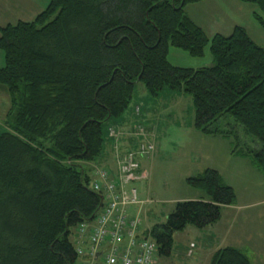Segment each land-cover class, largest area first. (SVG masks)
<instances>
[{
  "label": "trees",
  "instance_id": "obj_1",
  "mask_svg": "<svg viewBox=\"0 0 264 264\" xmlns=\"http://www.w3.org/2000/svg\"><path fill=\"white\" fill-rule=\"evenodd\" d=\"M207 1L52 0L35 21L0 27V86L12 103L10 131L0 134V264L77 263L75 230L105 205L87 165L104 156V127L122 119L139 83L152 97L166 90L191 96L204 135L232 138L212 129L232 118L257 145L233 153L264 174V48L242 27L209 38L186 12ZM241 1L259 8L264 29V0ZM208 46L214 67L169 62L171 47L202 58ZM187 184L208 199L179 202L146 232L160 258L171 257L175 234L212 226L237 204L214 169ZM210 264L252 261L227 247Z\"/></svg>",
  "mask_w": 264,
  "mask_h": 264
},
{
  "label": "rangeland",
  "instance_id": "obj_2",
  "mask_svg": "<svg viewBox=\"0 0 264 264\" xmlns=\"http://www.w3.org/2000/svg\"><path fill=\"white\" fill-rule=\"evenodd\" d=\"M50 0H41L40 12ZM241 0H212L208 4L186 9L209 38L223 33L228 35L236 27L247 29L257 44L264 47V29L255 19L262 15L257 6L243 5ZM7 8L0 11L7 12ZM19 12V11H18ZM24 15L23 9L11 15L0 14V25L16 24L20 20L33 21L37 16ZM8 13V12H7ZM246 30V31H247ZM225 36V35H223ZM169 62L177 68L200 70L215 66L208 46L202 58L171 47ZM5 52L0 49V67H4ZM138 105L147 115L148 127L156 133V153L142 161L143 178L135 183L140 200L141 230L146 231L166 222L179 202L187 198L208 196L187 184V180L214 169L237 196V206L224 209L221 220L205 229L189 225L174 236L173 251L169 258H160L159 264H210L212 255L221 248L233 247L244 252L252 264H264V174L250 161L234 154L236 147L257 148L253 138L246 135L230 117L215 123L213 130L231 132L232 138L204 135L195 127V108L191 96L166 90L152 97L144 84L136 86L134 98L125 112ZM12 103L7 88L0 86V134L10 131ZM124 114V115H125ZM113 119L104 127L117 124ZM89 163L88 172L92 174ZM194 245V247H192Z\"/></svg>",
  "mask_w": 264,
  "mask_h": 264
},
{
  "label": "built area",
  "instance_id": "obj_3",
  "mask_svg": "<svg viewBox=\"0 0 264 264\" xmlns=\"http://www.w3.org/2000/svg\"><path fill=\"white\" fill-rule=\"evenodd\" d=\"M141 107L128 126L109 129L115 170L99 164L92 171V188L105 205L94 222L75 232L76 264H157L159 247L141 230L142 206L135 183L141 180L142 161L156 151V135L140 121Z\"/></svg>",
  "mask_w": 264,
  "mask_h": 264
},
{
  "label": "crops",
  "instance_id": "obj_4",
  "mask_svg": "<svg viewBox=\"0 0 264 264\" xmlns=\"http://www.w3.org/2000/svg\"><path fill=\"white\" fill-rule=\"evenodd\" d=\"M51 1L52 0H50V2H49V4L47 5V8L49 7V5H50V3H51ZM210 1H212V0H208L207 2H205V3H202V4H208ZM40 2H41V0H0V8H7V9H9V10H7V12H5V11H0V14H5V15H11V14H13V13H19L20 12V9H23V11H24V15H27V14H32L33 16L34 15H36L35 14V12L36 11H34V9H38V5L40 6ZM241 3V2H240ZM242 5H243V2L241 3ZM251 5V6H255L254 4H252V3H246V2H244V6L245 5ZM200 5V4H199ZM46 8V9H47ZM45 9V10H46ZM44 10V11H45ZM19 11V12H18ZM44 11H42V12H40V9L39 10H37V16L35 17V19L40 15V14H42ZM189 15V14H188ZM189 17L193 20V18L189 15ZM35 19L33 20V21H35ZM33 21H28V22H33ZM194 21V20H193ZM20 22H26V23H28L27 21H22V20H20L18 23H20ZM195 22V21H194ZM18 23H16V24H18ZM196 23V22H195ZM16 24H8V25H16ZM8 25H6V26H8ZM198 25V24H197ZM6 26H1L0 25V27L1 28H4V27H6ZM234 29L235 28H233V30H231L229 33L230 34H228V35H226V34H222V35H225V36H230L232 33H233V31H234ZM247 30V29H246ZM247 32H248V34L250 35V37L254 40V38H253V36L251 35V33L247 30ZM254 42L255 43H257L255 40H254ZM259 45V44H258ZM259 46H261V45H259ZM261 47H263V46H261ZM264 48V47H263ZM5 67V66H4ZM4 67H0V68H4ZM133 113H134V109H132L130 112H128L127 114H125L123 117H122V119L120 120V121H127L130 117H132L133 116ZM145 117V121H146V119H148L147 118V115L145 114L144 115ZM120 121H117L116 123H119ZM148 125V124H147ZM109 166H111L112 168H113V170H115V165L112 163V164H109ZM210 169V168H209ZM194 177H196V176H194ZM191 200H206L205 198H199V197H193V198H187L186 200H183V201H191ZM237 205H235V206H230V207H227V208H225V209H231V208H235Z\"/></svg>",
  "mask_w": 264,
  "mask_h": 264
}]
</instances>
